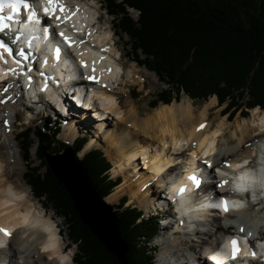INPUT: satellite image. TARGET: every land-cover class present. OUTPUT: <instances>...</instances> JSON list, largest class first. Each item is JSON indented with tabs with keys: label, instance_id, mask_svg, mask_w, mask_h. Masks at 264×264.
<instances>
[{
	"label": "bare ground",
	"instance_id": "1",
	"mask_svg": "<svg viewBox=\"0 0 264 264\" xmlns=\"http://www.w3.org/2000/svg\"><path fill=\"white\" fill-rule=\"evenodd\" d=\"M74 6L86 11L91 19L95 15L98 17L92 30L83 29L86 22L78 20L81 36L77 39L74 54L77 61L71 59L72 54L67 57L64 66L59 68L58 76L69 73L70 67L72 70L75 68L76 72L85 68L84 72L90 76L93 75L92 69L95 68L94 75L98 79H86L87 90L92 99L99 100L98 107L103 109L102 112L110 113L107 121L111 117L118 119L113 128H108L106 121L96 126L94 132V136L102 138L101 141L109 147V155L114 159L117 172L125 176L123 182L119 184V189H114L105 197L107 202L117 201L121 194H128L130 201L139 203L146 210L154 208L157 203L164 201V197L151 191L152 184L160 188L157 190L159 193L165 188L170 177L175 175L174 182L170 188H167L169 195L172 196L171 193L177 192L181 185H186L188 189L189 185L181 174L187 169L188 162H195L199 159L196 167L190 168V171L198 174L196 168L200 167L206 152H209L207 160L211 163L215 160L218 172H220L216 173L212 170L208 173L209 181L203 179L202 184L206 189L212 188L215 183H220L222 180L229 181L228 175H224L228 169L227 161H231L233 165L232 161L245 163L249 159L255 160L258 154L257 144L264 145L263 109L255 107L249 116L237 118L235 122H230L228 117L223 116L217 125L213 126L210 120V108L217 102V97L202 106L195 105L191 98L185 97L171 104L163 103L152 112L141 114L138 107H135V95L133 94L136 91L135 82H141L142 72L147 75L151 72L147 68L138 66L136 62L127 63L128 61L123 59L126 52L119 47L114 38L117 31L113 23L108 24L104 21L101 0H77ZM65 9L70 10L69 7ZM71 22L76 23V20L72 19ZM63 29L68 34L78 35L79 33L67 27ZM118 54H121L120 58H117ZM0 60V101H3L0 103V121L2 119V124H0V228H7L12 232L10 237L0 233V264H77L74 261L76 248L68 247V242L61 233L53 214L49 213L40 200L33 195L31 187L23 178L16 176L21 173L18 168L20 160L17 151L14 150L16 145L12 132L13 121L10 118L11 112L15 109V101L18 104L21 97L24 98V93L21 79L16 75H11L2 82L11 72L7 71L6 58L3 56ZM81 60L85 61L87 66H83L80 63ZM71 77L72 75L67 76L68 81L64 77L65 79H62L60 84L69 83L72 81ZM126 78H128L127 81H125ZM117 82L119 84L115 86ZM8 85L10 87L7 92H4L3 89ZM44 87L51 89L46 85ZM124 87H128L131 94L125 100L122 99L120 93ZM61 92L65 93L64 89L59 93ZM68 94L69 92L65 96L57 95L55 100L61 103ZM45 103L46 100L43 98L35 106L41 107ZM20 104L29 113L35 111L31 103L22 102ZM62 104H66V101ZM125 106L128 107L125 108ZM71 109V107L62 106L61 113H73ZM91 111L90 109L88 113L90 114ZM20 113L19 116L22 115ZM91 116L94 120L104 118L100 110H95ZM5 120L8 121L7 124L4 123ZM201 124L204 125L203 128L199 127ZM75 127H77L75 122L67 127L69 132L65 137L68 143L74 136ZM90 140L91 145L97 142V139H92V137ZM84 152L81 150L78 155L82 157ZM139 161H142V164ZM141 169L147 171L139 172ZM134 176L137 178L134 179ZM145 186H147L146 189H144ZM185 194L186 191L183 194L174 195L183 199ZM173 203V206L182 211L185 218L176 216V222L167 225L163 234L164 238H160V242H164L161 243V250L158 252V262L161 264H169L173 259L180 264H190L185 261L186 253H192L190 259L193 264H209L211 260L206 259L204 262L201 257L194 255L197 249L193 246L198 244L204 247L216 235V232L229 235L234 231L239 232L243 227L257 234L260 239H264V207L262 209L246 207L228 216L238 217L240 221L238 225H227V221L224 220L226 216L219 217L214 214L216 227L213 222L206 219L205 211H196L192 205L181 206ZM206 225L209 227L205 228ZM180 230H187L185 231L186 236L181 238L185 244L184 249H179L180 245L173 243L177 235L175 232ZM192 241L199 243H192ZM243 264H248V262ZM250 264H257V262L252 261Z\"/></svg>",
	"mask_w": 264,
	"mask_h": 264
},
{
	"label": "trees",
	"instance_id": "2",
	"mask_svg": "<svg viewBox=\"0 0 264 264\" xmlns=\"http://www.w3.org/2000/svg\"><path fill=\"white\" fill-rule=\"evenodd\" d=\"M104 2L116 28L128 36L136 62L155 72L168 86L158 93L153 107L161 102L170 104L185 93L199 100L217 96L219 105H226L224 114L232 118L240 109H264V0ZM130 9L138 12L137 18ZM245 95L249 99L240 103ZM62 129L61 121L52 118L41 126L21 129L18 140L27 167L25 179L35 197H46V204L64 215L69 238L84 245L81 255L88 262L81 255L74 261L97 264L94 261L100 257L107 264H119L82 222L73 198L46 163L47 152H59L67 144L59 139ZM87 144V136L80 135L70 145L79 153ZM33 147L40 160L38 166L31 162ZM81 158L104 198L121 183V177H111L112 162L103 149L91 148ZM44 166L46 171L41 172ZM115 210L128 245L127 264H158L152 245L160 228L157 216L152 213L145 217L140 206L128 204L127 196L119 200Z\"/></svg>",
	"mask_w": 264,
	"mask_h": 264
},
{
	"label": "rangeland",
	"instance_id": "3",
	"mask_svg": "<svg viewBox=\"0 0 264 264\" xmlns=\"http://www.w3.org/2000/svg\"><path fill=\"white\" fill-rule=\"evenodd\" d=\"M101 6H102L101 11H102V14L104 16V21H107L108 24L111 23V22L113 23V27L117 31V35L114 38L117 40V42L119 44V47L123 48V50L126 52V56L123 59L127 60L128 61L127 63H130L132 61L136 62V60H135L136 58H135V56H133L132 51H131L132 49H131L130 44H129L128 36L125 33H122L118 28H116V26H115L116 25V21L107 12V8H106L104 0H101ZM130 12L132 13L133 17H135V18L138 17V12L135 9H130ZM139 55L143 58V55H141V54H139ZM136 64L138 66H140V67L147 68L146 66L140 65L137 62H136ZM148 70L151 73H153L154 75L152 74V76H151V73L149 75H147L146 73L144 74L142 72L141 75H143V76L140 78L141 82H139V83L135 82L136 83V91L133 92V94L135 95L134 96L135 105H136L135 107L136 108L138 107V109L140 110L141 114L150 113L155 108H157L160 105H162L163 103L161 102L156 107H153L156 104V102H154L153 100L157 97L159 92H161L164 88L168 87L158 77V75L155 72L151 71L150 69H148ZM127 80H128V78L125 79V81H127ZM120 93H121L122 99H124V100L128 99V96H131L128 87H124V89H122L120 91ZM240 94L243 95V93H240ZM245 96L246 97L244 98V100H239L240 103H245L249 99V96H247V95H245ZM185 97L191 98L188 94L182 93V95L179 96V98L173 99L172 103L174 101H180V100H182ZM214 97H217V96H215V95L211 96L207 100H199V99H193V98H191V99L194 101L195 105L202 106V105L206 104V102H208L211 99H213ZM22 102L26 103V99H24L23 97H21L20 101L18 102L19 105L16 104V101H15V109L13 110V112H11L12 115H11V118H10L13 121L12 122V125H13L12 132H13V136H14V144L16 145L14 150L17 151L18 158L20 160V163L18 164V168H19L21 173L17 174L16 176L22 177L23 180L30 186V184L25 179V174L27 172V167H26L25 160L23 158V150L20 148L19 140H18V135H19L21 129H23V128L27 127V126H32V127L41 126V125L47 123L49 121V119L52 118V119H55L56 121H61V125H62L63 129H62L61 133L59 134V139L61 141L65 142V143H68V141L66 140V137H65L66 133L69 132L67 127L72 122H75V124H77V127H75L76 130L73 132L74 136H72V140L69 142V144H71V142L73 143L74 139L76 137L80 136V135H82V136L86 135L88 140L91 137H92V139H97L96 140L97 142H94L92 145L90 144V142H88V144L84 147L83 150L85 152H87L88 150H90L91 148H94V147H99V148L103 149V151L105 152V154L107 155L109 160L112 162V168L110 170L111 177L112 178H116V177L120 176L121 179H122V182H123V179L125 178V176L123 174L117 172V169H116L115 164H114V159L112 157H110V155H109V153H110L108 151L109 147L106 146L103 141H101L102 138L94 136L95 135L94 132L96 130V126H99V124H103V122H100V121L98 122V120L92 119L91 114H87L86 112L83 113V112H81L82 110H74L73 109L72 110L73 113L69 112V114H63L58 109H56L54 103H45V105L41 106L39 109H37V111H33V113H29L28 110L24 106H22L20 104ZM225 106L226 105L220 106L219 103H218V98H217V102L214 104V106H212V108H210V120L212 121L213 126H216L217 123L222 119L223 116L224 117H228V120L230 122H235V120L237 118L241 119L244 116L245 117L249 116L251 114L252 109H253V108H250L249 111L246 110V109L244 111H242L240 109V111H238L232 118V116H229V113L224 114V112L226 111ZM127 107L128 106H125V108H127ZM255 107H259V106H255ZM223 110H225V111L223 112ZM19 113L22 114V115L19 116ZM117 121H118L117 118H112L111 117L109 119V121H107V127L108 128H113L116 125ZM0 124H2V119L0 121ZM78 125H82V126H78ZM33 138H34L35 142H37V138L35 136ZM56 147H59V145L57 144ZM31 162H32L33 166H38L40 164V160L37 157L35 147H33L32 152H31ZM139 162H141V164H142V161H139ZM44 171H46V167L45 166L41 168V172H44ZM141 171L144 172V171H147V170H145V169L139 170V172H141ZM133 178L135 179V178H137V176H134ZM147 186H145L144 189H146ZM118 187H119V185L116 186L115 190H118L119 189ZM31 189H32V187H31ZM157 190H160V189L157 186H155V184H152L151 191H154L159 196H163L164 190L159 191V193H158ZM32 193H33V190H32ZM120 193H122V192H120ZM33 195H34V193H33ZM122 196H127V198H130V196L128 194H121L119 199L117 201H114L115 203L108 201L114 207V209H116V205L119 203V200H120V198ZM36 198H38V197H36ZM38 199L40 200L41 204H43V206L47 209V211L49 213L53 214L54 219L57 220L56 222L58 223V225H59V227L61 229V233L63 234V236L65 237L66 241L68 242V247H72L73 246V247L76 248L74 258L79 260L78 256H80L82 254V250L81 249H82V246H84V245H82L81 243L80 244H78V243L76 244L69 238V234H68L69 228H68V224L66 222V219H65L64 215L56 213V211H55V209L53 207H50L49 205H47L46 202L44 201V200H46V197H43L41 199L38 198ZM130 200H129L128 204L138 205V206H140V207H142L144 209L143 212H144L145 217H148L152 213H155V210H159L158 217H160L161 221H163V223H165V224H161V222H160V228H159L158 234L155 236L154 239H152V241H153L152 245L154 246L153 248L155 249V251H154L155 260H156V262L158 264H161V263L158 262V257H159L158 256V252L161 250V246H162L161 243H164V242H160V238H164L163 234L165 233V231L167 229L166 228L167 225L172 224L171 222H176V220H177L176 216H178V210L176 208H174L172 206V204H167V202L165 200L162 201L161 203H157L154 206V208H149V210H146L139 203H136L135 201H130ZM161 208H164V209L162 210ZM59 209L61 210L62 208L60 207ZM204 227L208 228L209 226L206 225ZM175 233H177V235L174 237L175 240H173V243L179 244L180 245L179 249H184L185 244H183L181 238L186 236L185 231H183V230L181 231L180 230V231L175 232ZM215 234L216 235H214V236L218 237V233L216 232ZM194 242H196V241H192V243H194ZM197 243H199V242H196V244ZM193 247H194V249H197V255H198V253L200 251V250H198V248L200 246H198V244H197L196 246H193ZM186 254H187V257L185 258V261L186 262L188 261L190 264H193L191 259H190L191 258L190 255L192 253H186ZM94 256H96V254H94ZM199 256L202 257L201 255H199ZM81 258L84 259V261L88 262V260H85L86 257H84V256L82 257V255H81ZM127 258H128V254H127ZM99 259H101V258L99 257ZM99 259L98 260L95 259L94 262L97 263V264H107L106 262L103 261V258L101 259V261ZM108 259L110 260L109 257H108ZM202 259H204V258H202ZM116 260H117V258H116ZM127 262H128V260H127ZM169 264H180V262H178L175 259H173L172 261L169 262Z\"/></svg>",
	"mask_w": 264,
	"mask_h": 264
},
{
	"label": "water",
	"instance_id": "4",
	"mask_svg": "<svg viewBox=\"0 0 264 264\" xmlns=\"http://www.w3.org/2000/svg\"><path fill=\"white\" fill-rule=\"evenodd\" d=\"M45 160L54 176L73 198L82 222L120 264H127L128 245L116 210L100 194L73 146L66 144L59 152H47Z\"/></svg>",
	"mask_w": 264,
	"mask_h": 264
},
{
	"label": "snow or ice",
	"instance_id": "5",
	"mask_svg": "<svg viewBox=\"0 0 264 264\" xmlns=\"http://www.w3.org/2000/svg\"><path fill=\"white\" fill-rule=\"evenodd\" d=\"M5 4L8 5V7L11 8V12L7 15L4 14V6ZM23 4L24 8L26 9H30L31 5H29L28 3H26V0H0V33L4 32L6 29L10 28V25L7 23V21H11L13 19V15L17 12L20 11V5ZM57 10H59L61 13H64L66 11L65 6L60 3V0H44V7H43V12L45 14V17H51L52 15H54ZM57 20H60L61 17L60 16H56L55 17ZM65 20L70 19L69 15H65L63 17ZM37 19V11L35 9H32L28 12L26 20L28 22H31L32 20H36ZM47 22V21H45ZM44 32L47 35L48 33V28L45 27L44 28ZM59 35L63 38V40L66 42V44L68 45L69 48L72 47V45L75 43V41L72 40L71 37L66 36L64 34V32H60ZM19 37L17 36V39ZM80 43H83V41H80ZM0 49H3L4 52H7L8 54H12V49L8 46L7 43H5V41L3 39H0ZM56 58L59 59V54H60V48L57 47L56 48ZM20 55H24L23 51L21 50ZM0 59H3V53H0ZM6 63V61H5ZM17 63H19V61H17ZM80 63L83 66H87L86 62L81 60ZM7 71L9 72H14V69H7ZM93 75H90L87 77V79L89 80H97L98 78L94 75L95 73V68L92 69ZM41 75H43V73H41ZM29 79H31V77H29ZM8 87H10V85L5 86V88L3 89L4 92H7ZM3 101H0V103H2ZM5 124L8 123L7 120L4 121ZM200 128H203L204 125L201 124L199 126ZM193 155H195V153H193ZM205 155H207V153H205ZM202 163L206 166H208L209 168L212 167V163L210 160H203ZM246 163V161H245ZM228 167H231V165H227ZM188 179L191 180L193 182V184L195 185V187H199L201 184L200 179L196 176L195 173H192L188 176ZM247 179V177L245 175H241L240 177H238V185L237 188L235 190H239V191H244L246 189L240 187L239 185L242 184L245 180ZM228 181L227 180H222L220 182L219 185H217L218 187H222L224 184H227ZM187 190V186L186 185H182L179 187V189L177 190V194H183L185 191ZM221 204L223 206V211L224 212H228L229 211V207H228V201L226 199H223L221 201ZM217 207H219V205H217ZM241 232L244 231L243 227H241L240 229ZM0 233H3L5 236H12V232L7 229V228H0ZM249 235H251V233H249ZM230 245H231V251L230 254L228 256H226V259H232L235 260L237 258L238 253L240 252V247H239V241L236 237H233L230 240ZM252 255H255V253H252Z\"/></svg>",
	"mask_w": 264,
	"mask_h": 264
}]
</instances>
